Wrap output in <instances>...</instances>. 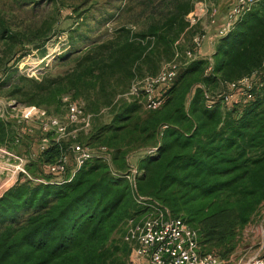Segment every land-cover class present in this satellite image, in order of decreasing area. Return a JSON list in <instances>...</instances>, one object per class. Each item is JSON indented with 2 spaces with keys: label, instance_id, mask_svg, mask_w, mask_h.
Here are the masks:
<instances>
[{
  "label": "trees",
  "instance_id": "obj_1",
  "mask_svg": "<svg viewBox=\"0 0 264 264\" xmlns=\"http://www.w3.org/2000/svg\"><path fill=\"white\" fill-rule=\"evenodd\" d=\"M118 1L106 19L70 31V49L58 58L67 68L62 75L20 77L10 86L16 104L47 112L64 98L79 102L91 122L75 142L96 154L69 182L17 183L2 195L0 264H128L124 224L143 209L125 176L140 153L135 194L196 230L202 253L227 260L264 207V80L242 105L215 101L208 109L205 99L263 68L264 0L216 39L208 59L186 57L202 33L187 17L203 0ZM110 21L120 25L105 29ZM170 63L177 72L159 109L126 97L133 83ZM15 137L14 126L0 120V144L12 149ZM64 150L51 145L28 171Z\"/></svg>",
  "mask_w": 264,
  "mask_h": 264
},
{
  "label": "built area",
  "instance_id": "obj_2",
  "mask_svg": "<svg viewBox=\"0 0 264 264\" xmlns=\"http://www.w3.org/2000/svg\"><path fill=\"white\" fill-rule=\"evenodd\" d=\"M262 0H236L235 5L225 14L222 23L218 26L219 13L216 7H208L206 0L197 6L195 12L187 17L190 26H195L202 15L207 17L211 27H216V39L222 38L230 33L236 23L248 13L252 7ZM206 36L202 32L192 40L193 51L187 52V59H195L201 50ZM176 63L166 64L154 77H147L132 84L126 97H133L143 106L145 110L154 111L161 107L163 94L171 86L177 72ZM264 80L263 68L244 78L239 82L226 86V89L216 93H206L207 108H212L215 101H220L226 107L242 105L252 99L251 92L262 86ZM66 114L61 120L51 116L42 108L35 106L19 107L13 103L7 107L0 106V120L12 124L16 131L14 145L18 146L23 136H30L29 125L35 123L43 138L39 144V154L45 152L51 145L60 144L64 138L75 139L76 133H87L90 129L91 116L86 115L79 102L64 98ZM80 129L69 131V127ZM101 149L102 159L107 160ZM155 150H147L146 154L151 156ZM96 152L73 142L57 159L51 163L42 165L43 172L53 177L49 182L43 178H35L28 172L29 158L17 154L6 145L0 144V198L17 183L30 182L35 185L47 183H64V176L68 167L72 165L71 180L75 173L91 159ZM31 160L34 156L30 155ZM141 172L136 166H130L125 178L133 192L136 204L143 209V213L136 218L126 221L123 228V241L128 245L130 251L128 264H264L263 243L259 245L258 252L252 254L245 252L238 259L232 261L231 257L221 260L213 254L202 253L197 231L188 226L183 220L173 218L159 204L150 199L139 197L136 193V179ZM264 237V231H262Z\"/></svg>",
  "mask_w": 264,
  "mask_h": 264
},
{
  "label": "rangeland",
  "instance_id": "obj_3",
  "mask_svg": "<svg viewBox=\"0 0 264 264\" xmlns=\"http://www.w3.org/2000/svg\"><path fill=\"white\" fill-rule=\"evenodd\" d=\"M234 1L206 0V5L216 7L218 11L219 6L222 5V9L228 11L234 6ZM121 5L118 0H0V106L7 107L12 103L19 107L24 106L16 104L14 99L8 97L10 86L20 77L39 80L48 75H62L67 68H61L62 63L58 58L70 49L68 40L70 31L78 29V24L93 25L94 19H106L114 13L115 7ZM74 9L78 12H73ZM103 14L106 16H100ZM119 25L120 22L110 21L107 22L105 29L111 30ZM207 25L206 17L200 18L196 33L203 32ZM79 28L78 33L84 31L85 25ZM2 31L4 40L1 38ZM42 46L45 50L43 59L40 56ZM18 58H20L19 62L14 63ZM64 104L50 108L49 114L63 120L66 114ZM29 127L30 136H23L20 144L12 147L17 154L29 158L28 165L36 160L38 162L40 158L38 148L43 138L37 124L33 123ZM80 127V125L76 128L69 127V131ZM80 131L76 133L75 139H62L60 143L63 144V148L66 149L77 141L80 133L85 134ZM30 155L34 156L33 160ZM141 156L142 153L131 156L130 165H137ZM71 169L72 167L69 171ZM30 170L32 173L28 172L31 176L43 178L41 164L37 163L35 168L30 167ZM70 175L71 173H68L64 178L67 179ZM262 231H264V207L261 206L252 216L249 225L239 233L236 250L230 256L231 260L238 259L249 248L252 254L257 253L259 245L261 243L264 245ZM113 239L118 240L117 235H114Z\"/></svg>",
  "mask_w": 264,
  "mask_h": 264
},
{
  "label": "crops",
  "instance_id": "obj_4",
  "mask_svg": "<svg viewBox=\"0 0 264 264\" xmlns=\"http://www.w3.org/2000/svg\"><path fill=\"white\" fill-rule=\"evenodd\" d=\"M235 2H236V0L234 1V4L233 5H235ZM233 7V6H232ZM231 9V8H230ZM229 9V10H230ZM228 10V11H229ZM228 11H225L224 9H222V5H221V7L219 6V11H218V13H219V22H218V26H220L221 25V23H222V20H223V17L225 16V14L228 12ZM202 17H206V16H204V15H202L201 16V18ZM206 20H207V17H206ZM207 23H208V20H207ZM201 25V24H200ZM215 32H216V27H211L210 25H209V23H208V25L207 26H205V28H204V30H203V33L205 34V36H206V39H205V41L203 42V44H202V47H201V50H200V52H199V54H198V58H210L211 57V55H212V53H213V44H214V42L216 41V37H215ZM134 166V165H133ZM136 166V165H135ZM72 167V165H70L69 167H68V172L66 173V174H68V173H71V171H69V169Z\"/></svg>",
  "mask_w": 264,
  "mask_h": 264
}]
</instances>
